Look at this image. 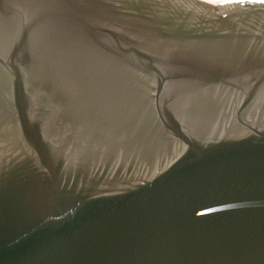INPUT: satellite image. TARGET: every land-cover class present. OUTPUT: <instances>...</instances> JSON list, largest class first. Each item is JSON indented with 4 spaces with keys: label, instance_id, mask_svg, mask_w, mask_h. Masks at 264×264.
Segmentation results:
<instances>
[{
    "label": "water",
    "instance_id": "1",
    "mask_svg": "<svg viewBox=\"0 0 264 264\" xmlns=\"http://www.w3.org/2000/svg\"><path fill=\"white\" fill-rule=\"evenodd\" d=\"M0 264H264V0H0Z\"/></svg>",
    "mask_w": 264,
    "mask_h": 264
},
{
    "label": "bare ground",
    "instance_id": "2",
    "mask_svg": "<svg viewBox=\"0 0 264 264\" xmlns=\"http://www.w3.org/2000/svg\"><path fill=\"white\" fill-rule=\"evenodd\" d=\"M206 1H210L211 3H214V4H219L221 2L228 1V0H206Z\"/></svg>",
    "mask_w": 264,
    "mask_h": 264
}]
</instances>
